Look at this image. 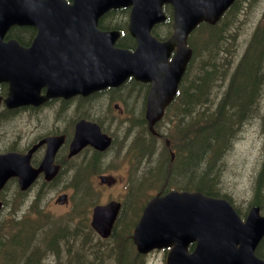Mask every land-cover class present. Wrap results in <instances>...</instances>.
Instances as JSON below:
<instances>
[{
	"label": "water",
	"instance_id": "1",
	"mask_svg": "<svg viewBox=\"0 0 264 264\" xmlns=\"http://www.w3.org/2000/svg\"><path fill=\"white\" fill-rule=\"evenodd\" d=\"M235 0H73L80 7L82 27L70 26L65 0H0V83L8 84L4 103L8 108L39 106L50 98L69 99L76 95H89L108 86L117 87L128 77L150 83L145 116L149 130L161 119L166 106L177 93L180 80L191 57L187 36L202 21L215 24ZM172 5L175 32L163 43L150 35L153 24L164 19L163 4ZM36 4L54 5V34L49 43L73 42L72 37L82 36V28H90L92 15L100 16L111 8L132 6L129 30L137 41L133 52L115 49L111 33H99L98 53L89 50L74 54L66 48L60 54L51 55L47 69H36L35 47L22 48L16 40L4 41L7 31L14 25L32 18ZM79 9V8H78ZM73 30H77L73 33ZM81 31V33L79 32ZM80 33V34H79ZM176 48L171 60L170 51ZM40 60V58H39ZM52 63H58L53 66ZM40 66H42L40 64ZM48 87L40 94V86ZM1 99V97H0ZM46 143L45 155L38 168L30 164L34 150ZM62 143V137H47L25 154L10 152L0 155V190L15 177L19 188L27 190L37 176L53 179L59 167L53 164L54 156ZM86 144L104 150L110 139L101 134L97 125L79 120L75 124L74 138L69 156L76 154ZM56 202L66 203L67 195L57 197ZM2 203L0 202V209ZM120 203L111 200L93 207L91 227L103 238L111 234ZM264 236V216L253 206L245 219L227 199L209 197L199 191L171 190L151 198L142 210L132 240L140 254L153 249L170 247L165 264H264L255 254ZM194 243L191 251L188 245Z\"/></svg>",
	"mask_w": 264,
	"mask_h": 264
},
{
	"label": "trees",
	"instance_id": "2",
	"mask_svg": "<svg viewBox=\"0 0 264 264\" xmlns=\"http://www.w3.org/2000/svg\"><path fill=\"white\" fill-rule=\"evenodd\" d=\"M226 24H222L219 28L217 25L205 26L208 28L205 33L208 48L200 56L197 74L186 75L185 80H188V84L182 85L174 105L176 124L168 137L176 152V158L170 167L168 164L165 165L166 168L160 175V180L163 182L169 170L168 185L177 189H196L209 196L220 195L217 187L221 172L219 162L236 137L237 130L257 114L259 103L264 98L263 10L260 21L247 41L245 50L233 70L229 71L231 74L222 96L218 101L211 100L210 89L214 87L216 80L225 81L229 74L220 69L223 63L219 56L226 43L224 27ZM258 117L263 135L262 158L255 175L253 194L249 204L257 205L264 210V108ZM149 154H153V149H150ZM71 180L74 188L71 212L81 217L82 214H87L89 208L96 203L95 195L88 185L81 186L82 171L80 169L76 168L72 171ZM142 182L143 179L139 181V184ZM14 195L11 201L19 200L24 194L15 190ZM39 200L38 198L31 204L30 213L33 216L18 217L15 214L7 219L0 217V264H40L41 258L45 257L44 253L46 251L49 253L50 250H53L57 257H61L62 250H65L69 256L67 262H71V259L76 258L77 255L78 259L72 264H103L101 253L92 252L94 256L90 258L86 255L87 233L82 232V240L79 242L81 235L78 226L72 229L66 226L63 230L59 225L48 228L47 222L51 223L52 220L47 218L39 207ZM4 205L7 206L6 203ZM123 210L124 208L122 213L125 212ZM133 210L137 218L140 210L138 212L135 207ZM44 219L45 224L42 225L40 222ZM119 224L120 221H117L113 234ZM44 229H48L49 233L43 232ZM127 229L128 227H124L119 233L121 238L127 237V239L124 241L123 248L118 251L124 250L127 243L131 246ZM40 232L45 238L42 245L36 239ZM262 246L264 241L257 249V255L264 258ZM79 250H82L81 255ZM118 251L114 253L119 258ZM122 261L121 257L116 264H124Z\"/></svg>",
	"mask_w": 264,
	"mask_h": 264
},
{
	"label": "rangeland",
	"instance_id": "3",
	"mask_svg": "<svg viewBox=\"0 0 264 264\" xmlns=\"http://www.w3.org/2000/svg\"><path fill=\"white\" fill-rule=\"evenodd\" d=\"M264 10V0H240L238 6L231 10L225 15L222 21L219 23V26L222 24L225 27L226 37V46L224 50L219 54L222 65L220 69L222 71L231 72L236 66L240 56L245 49L247 41L250 39L256 24H258L262 12ZM219 28V27H218ZM205 35L200 34L196 35V41L193 40V46L197 53H200L198 58L195 59L190 70L193 72L196 71V65L199 64L200 56L203 55L202 44L199 41V38L202 39ZM195 39V37H194ZM225 81H216L214 87L210 89L211 100L218 101L219 97L222 96L223 89L226 88L230 73ZM220 74V73H219ZM218 79V78H217ZM188 84V80L184 81V85ZM128 88L124 89V93L120 92L119 95L125 96V100L131 102L140 98L141 93H137L138 90H135L134 97H128L125 92L131 89V85L127 86ZM77 101H71L65 106V110L57 111L56 115L51 114H30L22 113L21 116L12 117V119H7L3 122L0 127V148H6L10 145L21 147L25 146L26 143L30 142L37 136V134L46 131L54 121L62 120L64 125L68 126L69 122L74 121L78 117L77 110ZM82 106V105H81ZM139 107H137L138 109ZM262 108H264V98L261 99L259 103V110L256 115H254L250 120L245 122L241 128L237 130L236 137L233 139L230 147L222 156V163L219 162L221 169L220 172V183L219 190L227 194L231 199L233 205L238 206L244 213L247 211L248 201L251 197V191H253V183L255 174L259 168L261 158H262V131L260 114ZM82 112V107H81ZM59 114V115H58ZM172 118L173 121H176L173 116L172 110L168 114V119ZM22 119V124L20 125L18 120ZM20 125L22 132L20 133L17 129V125ZM163 124V123H162ZM175 125V122L173 123ZM122 131H125V126H122ZM4 135V137H3ZM21 141L15 143L14 139L19 137ZM119 136V134H118ZM161 145V143H159ZM160 147V146H158ZM122 143H120L119 137L117 138L116 149L109 153L108 155L103 156V164H101V173H89V182L92 188L95 190V195H97L98 203H105L108 200H119L125 201L127 198V180L129 174H136L138 167L143 169H148L152 166V162H149L146 158H143L139 166H131L130 159L126 153V149H121ZM162 149V147H160ZM129 153V152H128ZM156 153L160 154V149H156ZM88 155L85 156V158ZM80 156H78L71 163L65 164L63 172L57 177L56 181L50 185H43L41 182L36 183L25 195L17 201H11L15 196L16 185L11 182L5 190L0 193V199L4 200L7 206L2 210L0 217L1 219H7L12 217V215H17L18 217H24L26 215L33 216L30 213V207L34 200L40 199L38 204L43 212H45L47 218L52 219V221L59 226H64L66 223L70 226V229L74 228L77 224H80V220L77 219L76 215L72 214V204L60 205L55 203L56 197L61 193H74V188L70 187V172L72 165L80 162ZM223 164V165H222ZM104 174L106 176H112L117 179L115 185L113 186H103L99 184L98 177L99 175ZM150 186H155L151 184ZM140 191L150 193L153 195L157 190L141 189ZM135 194L133 198H128L129 207L131 205L140 207L142 198L135 199ZM141 199V200H140ZM139 201L138 203L136 202ZM11 201V202H10ZM73 203V201H72ZM128 207V212L131 214V211ZM87 215V214H86ZM84 215L87 219L86 223L89 226L90 214L87 216ZM243 216V215H242ZM43 219V218H42ZM44 221L40 223L44 225ZM50 224V222H47ZM123 223V221H122ZM121 223V225H122ZM120 225V226H121ZM51 227H54L51 225ZM84 228V229H83ZM87 232V238L89 239V244L85 249L86 255L90 258L93 257L92 252L101 253L103 258V264H116L114 261V252H117L118 249L113 251L115 248V243L117 240H122L118 234L115 238L111 240H100L94 233L89 232L86 227H82V231ZM43 237H37V242H41ZM63 245V244H62ZM76 249V247H75ZM81 252L82 251H78ZM120 252V251H118ZM126 252L129 254V258L133 255L132 249L127 246ZM45 260L41 258L40 264H55L53 260V254L51 252H45ZM166 252L163 251H153L150 254L144 257L145 264H164V257ZM117 254L115 255V257ZM128 256V255H127ZM63 261L60 264H72L74 262V257L71 259V262H67L68 259L62 258ZM128 262V259H126Z\"/></svg>",
	"mask_w": 264,
	"mask_h": 264
},
{
	"label": "flooded vegetation",
	"instance_id": "4",
	"mask_svg": "<svg viewBox=\"0 0 264 264\" xmlns=\"http://www.w3.org/2000/svg\"><path fill=\"white\" fill-rule=\"evenodd\" d=\"M66 10L68 12V22L70 26L82 27V22L86 24V16L82 19V11L80 7L73 5V0H65ZM79 8V9H78ZM54 5L51 4H36L32 7V18L26 20L27 23H18L9 30V35L5 36L4 40L15 39L19 46L22 48H29L32 44L35 47V57H36V69H47V60L51 55L60 54L66 48L69 52L74 54L84 50L91 52H97L99 46L98 33L99 32H111L114 37L113 47L118 49H125L133 51L136 47V40L129 32V22L132 6L111 8L100 16L92 15L90 20V28L87 29L86 26L82 28V36L72 37L73 42H58L56 48L52 43H49V36L54 34L55 15L50 12L54 10ZM162 13L164 16V21L154 24L151 28V35L154 36L159 41H166L173 34V20L174 13L173 7L169 4H164L162 6ZM77 30H73L76 33ZM81 33V31H79ZM13 35H10V34ZM79 33V34H80ZM175 50H173L168 59H171L174 55ZM40 58V60H39ZM40 64L42 66H40ZM56 66L58 63H52ZM131 85V89L125 92L128 97H134L136 91L141 93V97L134 100L131 104L130 101L125 100V96L119 95L123 92L127 86ZM149 89V84L141 83L134 80L133 78H128L121 86L118 87H106L102 90L93 92L87 96H76L71 99L65 100L63 98H56L48 100L46 103L40 106H28V107H18L15 109H6L3 101H0V127L7 118L12 119L19 117L22 113L30 114H51L56 115L57 111L65 110V106L71 101H77V107H79L81 112L82 107V120L90 121L96 123L102 133L107 134L111 138V144L109 148L105 151H100L90 144H86L82 147V151L79 156L81 159L82 168L98 167L103 164V156L108 155L116 149L117 138L119 137L120 143H122V148H126V153L130 159V164L134 166H139L142 159L145 158L150 151L149 141H147L145 152L142 148L136 149V151L130 150L128 153V148L134 145L135 140H131L138 132L141 130L144 133L143 127H145L144 112H145V101L146 95ZM7 90V84H0V95L5 96ZM47 90L46 85L40 86V92L43 94ZM124 93V92H123ZM82 105V106H81ZM137 107H139L137 109ZM59 115V114H58ZM78 119H74L69 125H64L62 120L54 121L46 131L37 134L33 140L26 143L21 149L17 146H8L6 148H0V153L5 152L12 148L13 150H19L24 152L28 150L33 144L42 140L48 136H64V143L57 150L54 162L58 164L61 168L62 164H66L68 161V145L72 139L74 124ZM19 124H22V119L18 120ZM129 123V127H128ZM132 123V128L130 130V124ZM17 125V129L21 133L20 125ZM122 126H125V131H122ZM119 134V136H118ZM1 136V132H0ZM4 137V135H3ZM145 139V138H144ZM21 141L20 136L14 139L17 143ZM144 142V141H143ZM46 145L43 144L39 146L35 152L32 154L31 163L36 167L41 161L45 153ZM111 150V151H110ZM110 151V152H109ZM109 152V153H108ZM88 155L86 158L85 156ZM36 162V163H35ZM170 162V158H169ZM143 168L138 167L137 171H141ZM106 176V175H105ZM109 178V176H108ZM105 186V185H103Z\"/></svg>",
	"mask_w": 264,
	"mask_h": 264
},
{
	"label": "bare ground",
	"instance_id": "5",
	"mask_svg": "<svg viewBox=\"0 0 264 264\" xmlns=\"http://www.w3.org/2000/svg\"><path fill=\"white\" fill-rule=\"evenodd\" d=\"M217 40V39H216ZM185 129V128H184ZM189 141V140H188Z\"/></svg>",
	"mask_w": 264,
	"mask_h": 264
}]
</instances>
